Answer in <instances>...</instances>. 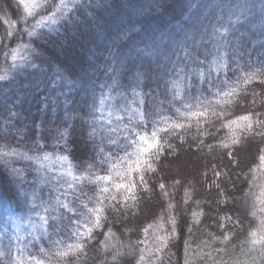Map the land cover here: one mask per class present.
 <instances>
[{
	"label": "trees",
	"instance_id": "trees-1",
	"mask_svg": "<svg viewBox=\"0 0 264 264\" xmlns=\"http://www.w3.org/2000/svg\"><path fill=\"white\" fill-rule=\"evenodd\" d=\"M24 20L0 0V227L44 222L0 237V264H264V0H79L14 67ZM154 130L163 151L140 181L129 141ZM129 181L135 199L115 188Z\"/></svg>",
	"mask_w": 264,
	"mask_h": 264
},
{
	"label": "snow or ice",
	"instance_id": "snow-or-ice-1",
	"mask_svg": "<svg viewBox=\"0 0 264 264\" xmlns=\"http://www.w3.org/2000/svg\"><path fill=\"white\" fill-rule=\"evenodd\" d=\"M69 2L70 0H59L58 4H52V0H19V3L21 5H23V8L25 10V12L27 13V15L29 17H35L36 15H39L40 18L38 20H36V23L33 24L31 26V30L27 31V35L30 37H36L38 38V33H37V29H42V28H49L51 30V25H55L57 24L62 18H63V13L65 11H67L69 9ZM73 2H75V0H73ZM51 6V8H54V11L52 12L51 15H47L45 14L46 11L49 9V7ZM59 14V15H58ZM13 27H15V25H13ZM8 35L11 36L12 32L9 31ZM19 49H11L12 52V59L13 61L16 60V56L18 54ZM7 55V54H6ZM33 67H35V65H33ZM7 79V76H0V81H4ZM246 83L248 81H245ZM260 83H264V81H260ZM215 114V113H214ZM195 116H205V113H195ZM139 119L141 121H143L145 119L144 114H140L139 115ZM250 118L248 116H240L239 120L241 121H248ZM232 124H236L237 121L233 120L231 121ZM184 127L183 124H179V123H167L166 122V126L160 128L158 131L160 132H169L170 129H175V130H179L182 129ZM249 128L252 127L251 124L248 125ZM134 135H137L134 133ZM61 138H63V134H61ZM140 143L136 144L134 141H129V145L133 146L136 148L135 152L132 153H128V156L131 157H135L134 160H132V162L128 165L127 169H126V174L128 176H131L133 173L139 174V179L140 181H144V175L143 172L145 171H155L156 169L153 168L151 160H150V156L152 153H156L157 155H159L160 153H162L163 148L161 146V139L158 136V132L156 130H154L152 132L151 135V139H149L148 137H144V136H139L138 137ZM232 143L234 145H238L239 141L236 139H233ZM224 148H228L229 145L228 144H223L222 145ZM168 147L170 148L171 145H168ZM3 155L7 156V155H18V156H22L24 159L28 160V159H32V157L28 156L26 153H4ZM50 156L48 154H44L42 157V161H50ZM59 162L61 164H64L65 162H67L68 158L67 157H59L58 158ZM41 161V163H42ZM260 161L261 164L264 165V155L260 156ZM103 163V162H102ZM120 174V173H118ZM17 175H19V173H17ZM67 175H72L71 169L69 168L67 170ZM123 175V174H121ZM76 179H80V177H75ZM84 179H87V177H84ZM110 177H96L97 181L100 180H109ZM161 188L164 187L163 184L160 185ZM115 188L117 191H119L120 189H124L126 192L129 193V195L131 196V198L135 199L134 195H133V191L136 188V184L132 181H129L128 184H124V183H119L115 185ZM103 192H107L108 189L104 188L102 189ZM112 199H115V197L113 196ZM102 203V202H101ZM62 207H68V205H61ZM89 211H92L91 209H89ZM103 212L102 208H96L95 209V214H96V220H95V224L94 227H100V220H101V213ZM193 215H197L196 213H193ZM254 215V213H253ZM172 223L175 224V219L173 218ZM261 227L264 228V221H261ZM93 229L89 228L86 234H81L83 236V238L85 240L91 239V234H92ZM252 237H256L258 235L257 231H251L249 233ZM215 239V237H213ZM231 237L228 235L224 236V240L222 242H227ZM80 237L77 238V243L75 244H70L67 246V248L61 252L58 253V255L64 259V258H68L71 256H74L76 254L77 251L82 252L83 251V244L79 242ZM252 243L256 244H264V234L259 235V239H253ZM115 259V257H114ZM37 264H40V262L38 261ZM187 264V262H186Z\"/></svg>",
	"mask_w": 264,
	"mask_h": 264
},
{
	"label": "rangeland",
	"instance_id": "rangeland-1",
	"mask_svg": "<svg viewBox=\"0 0 264 264\" xmlns=\"http://www.w3.org/2000/svg\"><path fill=\"white\" fill-rule=\"evenodd\" d=\"M19 2V0H17ZM79 0H75V2H73V0H70L69 2V9L67 11H65L63 13V18H65L67 12L73 7L74 4H76ZM59 0L55 3L52 4H58ZM22 9H23V13H24V17H25V24H27V27H23V34H24V38H25V42L17 45V46H10L9 48L11 49H19L18 54L16 56V60L13 61L12 59V52L10 51V64H12L14 67H21L24 65L25 63V56H26V51L30 49L29 47V42L31 38L27 35V31L31 30V26L33 24L36 23V20H38L40 18L39 15H36L35 17H29L27 15V13L25 12L23 5H21ZM54 11V8H51V6L49 7V9L46 11L45 14L47 15H51L52 12ZM59 15V14H58ZM62 18V19H63ZM56 25V24H55ZM55 25H51V29L53 27H55ZM49 28H42V29H37L36 31H40V30H48ZM12 38V36H8V39ZM9 41V40H8ZM8 41L5 42V48L8 46ZM10 49V50H11ZM33 216H31L29 219H23V218H17L14 217L13 215H11L10 217H8V220L4 223V225L2 227H0V237L1 238H5L8 239L10 241H13L15 243H17L19 240L22 241V239H24L28 234H32L35 230V228L37 227L39 221H42L41 223L44 222V217H40V218H36L34 217L35 215H40V216H44V214H31Z\"/></svg>",
	"mask_w": 264,
	"mask_h": 264
}]
</instances>
